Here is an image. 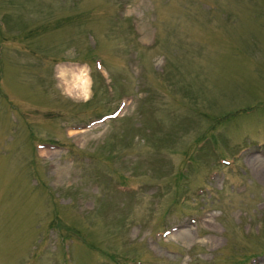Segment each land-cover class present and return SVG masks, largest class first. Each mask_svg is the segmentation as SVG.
Listing matches in <instances>:
<instances>
[{
	"label": "rangeland",
	"instance_id": "374dc122",
	"mask_svg": "<svg viewBox=\"0 0 264 264\" xmlns=\"http://www.w3.org/2000/svg\"><path fill=\"white\" fill-rule=\"evenodd\" d=\"M0 264H264V0H0Z\"/></svg>",
	"mask_w": 264,
	"mask_h": 264
},
{
	"label": "clouds",
	"instance_id": "9594fccd",
	"mask_svg": "<svg viewBox=\"0 0 264 264\" xmlns=\"http://www.w3.org/2000/svg\"><path fill=\"white\" fill-rule=\"evenodd\" d=\"M58 75L62 76L63 73H59ZM92 83L93 82L90 76L82 74V76L79 78V84L77 85V88L80 91V95L78 97H73V93L67 91L66 89L64 90L63 94L69 96L70 98H77L87 101L91 95Z\"/></svg>",
	"mask_w": 264,
	"mask_h": 264
},
{
	"label": "bare ground",
	"instance_id": "6f19581e",
	"mask_svg": "<svg viewBox=\"0 0 264 264\" xmlns=\"http://www.w3.org/2000/svg\"><path fill=\"white\" fill-rule=\"evenodd\" d=\"M74 71V70H73ZM64 76H65V78H64ZM82 75H79V74H72V75H70V77L68 78L66 75H62V76H60V78L62 79V80H65L66 81V85H67V89L69 90V87H68V85H69V83H68V81H70V83L72 84V86L73 87H71V90H72V88H74V90L76 91V93L77 94H80V91L78 90V88H77V85L79 84V78L81 77ZM66 78H68V79H66ZM68 80V81H67ZM71 86V85H70ZM70 90V91H71ZM74 90H72V91H74ZM71 91V92H72ZM74 91V92H75Z\"/></svg>",
	"mask_w": 264,
	"mask_h": 264
},
{
	"label": "trees",
	"instance_id": "16d2710c",
	"mask_svg": "<svg viewBox=\"0 0 264 264\" xmlns=\"http://www.w3.org/2000/svg\"><path fill=\"white\" fill-rule=\"evenodd\" d=\"M90 247H92V246H90Z\"/></svg>",
	"mask_w": 264,
	"mask_h": 264
}]
</instances>
